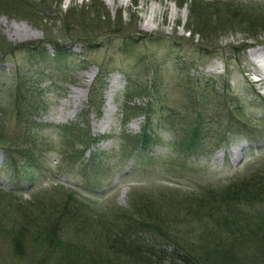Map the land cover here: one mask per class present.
<instances>
[{
    "label": "rangeland",
    "instance_id": "1",
    "mask_svg": "<svg viewBox=\"0 0 264 264\" xmlns=\"http://www.w3.org/2000/svg\"><path fill=\"white\" fill-rule=\"evenodd\" d=\"M97 1L99 5H91L96 9L94 12L87 7L90 0H0V49L13 48L0 55V99L10 101L13 90H19V95L25 97L41 93L47 107L41 116L45 126L38 132L33 154V159L44 171H28L27 163L17 169V173L5 167L0 171V185L8 188L23 186L29 183L27 177L32 176L35 181H40V188L61 182L64 187L79 190L83 198L91 201L88 202L89 208L95 210L86 212L91 221H83L80 227L75 228L72 222L70 228L62 232L63 238L78 247L84 246L89 258L96 257L102 262L108 260L105 263L112 264L115 259L109 244L100 237L108 222L105 213L109 214L113 207H126L137 198L131 194L127 197L129 192H142V189L158 184L181 190L195 188L197 184L205 185L206 182L215 184L217 180L247 175L264 157V139L260 138L256 144L236 140L229 146L214 149L211 147L213 139H206L211 144L204 149L171 151L166 143L170 137L166 131L162 132L161 146H153L147 153L123 154L117 141L119 132L136 134L147 117L140 113L130 118L127 125L121 124L119 107L126 93L125 76L130 74L136 81L147 83V91L138 92L128 103L137 108L151 104L149 117L152 122L160 116L161 110L172 111L171 122L176 123L178 118L185 127L204 121L206 117L227 116L229 113L218 132H224L227 137H238L240 128L264 126V109L260 107V101L264 99V73L249 60L246 52L254 42L262 47L258 54L264 57V27L248 29L246 23L215 22L214 34L210 33L201 47L199 36L193 37L185 32L189 16L187 2L180 6L181 0ZM234 1L264 3V0ZM154 6L159 10L148 23ZM261 6L264 10V4ZM261 9H249L250 15L255 17L264 13ZM73 12L80 17L79 20L85 17L86 29L83 31L91 32L95 27L87 35L100 41L94 42L95 47L92 45L86 50L81 49V43L75 40L62 41L64 52L59 58L52 57V46L47 45L41 60L33 50L26 51L21 47L58 37L63 25L75 28L78 23ZM115 29L119 32L109 33ZM131 33L134 34L130 36L131 41L127 40L125 45V37ZM98 65L107 71L101 79L107 85L102 92V107L89 112L87 98L90 96L89 88L99 75ZM179 67L184 68L183 71L178 72ZM24 81L28 82L27 93L21 87ZM17 85L20 89L16 88ZM213 88L218 96L214 95L210 100L202 98L203 94L210 95ZM192 99L196 100L195 105ZM200 99L203 100L201 103ZM239 108L243 110L242 115L238 113ZM11 121L13 127L14 121ZM75 121L87 125L92 134L111 135L98 146L102 152L97 162L87 165L91 160L89 150L83 151L80 158L62 136L61 127ZM229 121L232 123L227 124ZM181 125L177 126L179 132ZM2 156L0 151V166ZM151 157L155 158L148 161ZM150 190L153 191L148 192L153 193L156 189ZM47 210L45 207V212L50 211ZM199 214L205 216L206 212L203 210ZM214 215L217 218L216 213ZM188 221L184 224L176 220L167 224L174 225L173 230L178 229V224L183 232L175 234L191 243V232L188 231L191 224ZM207 222L211 223V220ZM5 224L6 220L2 225ZM193 226H199L201 230L205 227L198 222ZM167 233L173 235V232ZM2 250L0 244V264H32V261L28 263V258L25 262L10 258L5 247ZM119 261L121 264L129 262ZM170 263L165 261L162 264Z\"/></svg>",
    "mask_w": 264,
    "mask_h": 264
},
{
    "label": "trees",
    "instance_id": "2",
    "mask_svg": "<svg viewBox=\"0 0 264 264\" xmlns=\"http://www.w3.org/2000/svg\"><path fill=\"white\" fill-rule=\"evenodd\" d=\"M90 1L88 9L96 12L91 5L94 3L99 5V2ZM186 2L189 16L185 24V32L193 37L199 36L198 44L201 47L209 34H214L215 22L227 20L244 25L246 23L248 29L264 27V13L253 17L249 11V9L254 11L261 9L263 7L261 5L264 4L262 2L181 0L179 5L182 6ZM261 11L264 12L262 9ZM74 19L78 23L75 28L63 25L58 37L21 47L26 51L33 50L41 60L44 58V48L47 45L52 46V57L59 58L64 52L62 41L75 40L81 43V49L86 50L91 49L94 42H100L87 37L95 27L90 30L91 32L83 31L87 22L85 17L79 20L80 17L74 14ZM94 26L98 27L95 23ZM115 31L119 32L115 29L109 33ZM133 33L125 37V45L131 41L130 36L134 35ZM9 49H0L4 51H0V55L3 56ZM209 49L213 52L217 51V49ZM183 69L177 68L178 72ZM97 72L99 75L95 77L89 88L90 96L87 98L86 105L89 112H96L102 107V92L107 85L101 82L107 71L98 65ZM125 80L126 93L119 107L121 124L125 125L130 118L140 113L146 114L147 117L136 134L119 132L117 141L123 154L147 153L153 145L161 146L163 131L170 136L166 143L170 150L175 152L204 149L211 144L207 143L206 139H213L214 143L211 145L213 149L229 146L236 140L256 142L258 138L264 139V126L255 129L240 128L238 137L242 139L234 135L227 137L224 132H218L224 117L227 119L229 113L227 116L221 114L217 117H206L204 121L200 120L197 124L185 127L178 118L176 123L171 122L172 111L168 113V110H161L160 116L152 122L149 117L151 104L146 108H137L131 107L128 103L138 92L147 91V83L136 81L130 74L125 76ZM21 87L26 92L29 88L28 82L21 83ZM16 88L20 89L18 85ZM204 89L202 87V90ZM153 90L157 91V88ZM18 91H12L10 101L4 102L0 99V151L4 153V163L0 171L7 167L13 173H17V169L23 168L27 163L28 171L43 172L39 163L33 159V154L38 132L45 126L41 118L47 109L45 99L41 97V93L32 97L28 94L25 97L19 95ZM214 95L218 96L213 88L210 95L203 94L202 98L210 100ZM201 101L203 100L200 99L199 103ZM192 102L196 104V100L192 99ZM260 107L264 109V99H261ZM242 112V108H239L238 113L242 115ZM12 119L13 127L10 123ZM230 123L232 121L227 124ZM178 124H182L180 132L177 129ZM61 129L62 136L80 158L83 156V151L89 150L91 160L87 165L99 160V154L102 152L98 147L99 143L111 137L109 134L90 133L89 127L79 121L66 124ZM256 131L257 133L254 134ZM153 158L155 157H151L148 161ZM26 180L29 185H16L11 188L0 185V244L3 250L4 247L7 249L6 253L9 257L22 259L23 262L28 258V263L32 261V264H107L105 261L108 260L102 262L96 257L89 258L88 253L83 250L84 246L78 247L74 242L63 238L62 232L67 231L72 222L77 228L83 224V221H91L86 216L87 211L95 210L89 208L91 201L83 198L79 190L70 186L64 187L61 182L48 184L44 189L40 188L42 185L40 181H35L32 176H28ZM195 186L181 190L178 187L158 184L144 188L142 192L132 190L127 197L131 194L130 196L135 195L140 200L135 198L127 203L126 207H113L109 214L105 213L108 222L104 228L105 232L100 237L109 244L113 260L115 259L112 264H121L120 259L129 261L125 264H162L165 261L171 262L170 264H264V157L258 160L255 168L247 175L226 178L225 181L217 180L215 184L206 182L205 185ZM150 189L156 190L152 193L148 192L153 191ZM41 200L45 204H42ZM45 207L50 211L45 212ZM203 210L206 212L205 216L199 214ZM209 219L211 223L207 222ZM4 220L6 226L2 225ZM176 220L184 224L189 220L191 225L188 231L191 232V243L175 234L183 232L178 224L176 230H173L174 225L167 224ZM197 222L205 227L201 230L199 226L197 228L193 226ZM167 232H173V235Z\"/></svg>",
    "mask_w": 264,
    "mask_h": 264
},
{
    "label": "bare ground",
    "instance_id": "3",
    "mask_svg": "<svg viewBox=\"0 0 264 264\" xmlns=\"http://www.w3.org/2000/svg\"><path fill=\"white\" fill-rule=\"evenodd\" d=\"M111 1V0H110ZM121 2V1H120ZM120 6V5H119ZM159 6V5H158ZM158 7H156V6H154V8H152V10L150 11V20L148 21V23L150 22V21H152L153 19H154V16H155V13L157 14V12H158ZM164 11V10H163ZM163 11H161V13L163 12ZM89 75V74H88ZM87 83V82H86Z\"/></svg>",
    "mask_w": 264,
    "mask_h": 264
}]
</instances>
